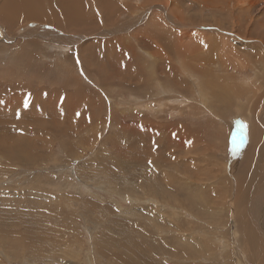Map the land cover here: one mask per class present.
<instances>
[{
  "label": "rangeland",
  "instance_id": "1",
  "mask_svg": "<svg viewBox=\"0 0 264 264\" xmlns=\"http://www.w3.org/2000/svg\"><path fill=\"white\" fill-rule=\"evenodd\" d=\"M263 117L264 0H0V264H264Z\"/></svg>",
  "mask_w": 264,
  "mask_h": 264
},
{
  "label": "bare ground",
  "instance_id": "2",
  "mask_svg": "<svg viewBox=\"0 0 264 264\" xmlns=\"http://www.w3.org/2000/svg\"><path fill=\"white\" fill-rule=\"evenodd\" d=\"M15 2H16V1H15ZM169 2H170V1H169ZM167 4H168V3H167ZM167 4L164 2V5H161L162 8L165 9L164 6L167 5ZM16 5H18V3H16ZM36 5L38 6L39 4L36 3ZM24 6H25V4H23V6H21V7L16 6V8H15V13L18 12L19 9H20V10H21V9H26L27 12H28L29 10H28L27 8H25ZM210 7H211V6H210ZM105 8H106V7H105ZM65 9H66L65 11L68 13V12H69L68 7L65 8ZM17 10H18V11H17ZM51 10H56V9H55V8H54V9L51 8ZM207 10H208V9H207ZM65 11H64V13H62V14H63L65 17L68 18V14H67ZM24 12H26V11H24ZM165 12H166V11H165ZM15 13H14V15H16ZM107 13H108V15L112 14L111 11H109V12H107ZM83 14H84V13H81V14L77 15V16H78V26H81V25L86 21V19H87V18L84 19L86 16L84 17ZM141 14H142V13H141ZM108 15H107V16H108ZM140 17H141V16H140ZM183 18H184V17H183ZM173 19H174V17H173ZM140 20H141V19H140ZM171 20H172V19H171ZM180 20H181V19H180ZM174 21H177V19H174ZM180 22H181V21H180ZM185 24H186V23H185ZM69 26H70V24L67 25V28H66V29H68ZM177 26H178V24H177ZM75 28H76V27H75ZM79 29H80V28H79ZM148 31H149V30H148ZM142 34H143V33H142ZM146 35H148V34H146ZM149 37L152 38L151 35H149ZM149 37H148V38H149ZM152 39H153V38H152ZM203 39H204V38H203ZM160 43H162V38H161V42H160ZM156 48H157V47H155V49H156ZM156 52H157V51H156ZM205 54H206V53H205ZM201 57H202V56H201ZM201 57H200V58H201ZM208 57H209V56H208ZM209 58H210V57H209ZM68 59H69V58H68ZM201 59H202V58H201ZM204 59L206 60V58H204ZM203 61H204V60H203ZM207 61H208V60H207ZM84 66H85V65H84ZM81 67H82V66H81ZM185 67H186V68H181V70H182V71H188L189 68H188L187 66H185ZM187 69H188V70H187ZM200 87H201V90H200L201 92H200V93H202V97L204 98V97H205L204 94H206V93H205V87L202 86V85H201ZM203 93H204V94H203ZM200 97H201V94H200ZM204 100H205V99H204ZM205 101H206V100H205ZM62 102H63V101H62ZM263 118H264V117H263ZM263 118H262V120H264ZM237 128L242 132V134L244 135V137L247 136V131H246L245 128L243 127V122L241 121V119L239 120V123H238ZM171 132H172V131H171ZM256 133H257V132H254L253 134H256ZM253 134H252V135H253ZM183 135H184V133H183ZM183 135H182V137H183ZM184 139H185V138H184ZM164 147H165V146H164ZM164 147H163V148H164ZM170 148H171V149L168 148L169 150H167V151H170V150H171V152H172V151L176 150V149L173 148V145H171ZM175 148H176V147H175ZM178 149H179V148H178ZM165 150H166V148H165ZM179 150H180V149H179ZM187 150H188V149H187ZM180 151H181V150H180ZM188 152H189V150H188ZM179 153H180V152H179ZM190 153H191V152H190ZM130 155H131V154H130ZM175 155H176V154L174 153L173 156L175 157ZM179 155H180V154H179ZM186 155H188L187 152H186ZM189 155H191V154H189ZM153 157H154V156H153ZM162 157H163V156H162ZM144 158H145V157H144ZM147 158H148V157H147ZM165 158H166V157H165ZM165 158H164V159H165ZM173 159H174V158H173ZM166 160H167V159H166ZM168 160H169V159H168ZM160 161H161V160L158 159L157 161H155V163H154L153 161H152V162L155 164V166L157 165L158 168H161V167H162V163H161ZM173 161H174V160H173ZM144 162H145V161H144ZM144 162H143V163H144ZM147 162H148V161H147ZM182 162H183V161H182ZM139 163L141 164L142 162L140 161ZM145 163H146V162H145ZM178 163H179V162H178ZM197 163H198V162H197ZM163 164H164V163H163ZM167 164H168V163H167ZM167 164L165 163L164 165H167ZM169 164H170V163H169ZM175 164H176V163H175ZM175 164H174V165H175ZM151 165H152V164H151ZM171 165H172V164H171ZM174 165H172V166H174ZM184 165H185V164H184ZM186 165H188V164H186ZM155 166H153V167H155ZM182 167H183V166H182ZM174 168H176L175 170L177 171V170L180 169V166L177 165V167L175 166ZM169 169H170V167H169ZM151 170H152V169H151ZM166 170H167V169H166ZM183 170H185V169H183ZM152 171H153V170H152ZM156 171H157V170H156ZM156 171H155V172H156ZM186 171H187V169H186ZM188 171H189V170H188ZM188 171H187V173H188ZM161 172H162V171H161ZM177 172H178V171H177ZM152 173H154V172H152ZM187 173H186V174H187ZM188 174H189V173H188ZM163 175H164V174H163ZM164 176H165V175H164ZM156 179H157V177H156ZM191 185H192V184H191ZM165 186L168 187L167 184H165ZM261 194H262V197H260V198H261V203H262V202H264V189L261 190ZM242 198H243V197H242ZM243 199H244V198H243ZM238 200L241 201V199H239V198H238ZM255 200H258V201H259L258 198L255 199ZM165 201H166V200H165ZM165 201H164V202H165ZM225 201H226V200H225ZM226 202H227V201H226ZM227 204H228V203H227ZM234 204H235V205H234ZM236 204H237V203H236L235 199H233V205H234V208H235V209H237V208H236V207H237ZM239 204H240V203H239ZM262 204H263V203H262ZM162 206H164V205H162ZM168 206L170 207V205H168ZM235 206H236V207H235ZM261 206H263V205H261ZM174 209H175V208H174ZM231 209H232V207H231ZM232 210H233V209H232ZM173 211H174V210H173ZM233 211H234V210H233ZM237 212H238V211H237ZM237 212H236V213H237ZM238 213H239V212H238ZM238 213H237V214H238ZM239 214H241V213H239ZM240 216H242V215H240ZM238 217H239V216H238ZM239 218H241V217H239ZM241 219H243V217H242ZM241 219H239V220H241ZM243 222H245V221H243ZM243 222H242V223H243ZM258 222H259V221H258ZM260 223H261V222H260ZM243 226H244V225H243ZM244 227L246 228V226H244ZM246 230H247V229H246ZM246 230H245V231H246ZM242 231H244V230H242ZM242 231H241V233H242ZM239 236H240V235H239ZM245 236H246V234H245ZM248 236H249V235H247V238H248ZM250 236H251V235H250ZM250 236H249V237H250ZM238 239H239V238H238ZM243 239H245V238H242V240H243ZM258 240H259V239H258ZM240 242H241V240H240ZM243 242H244V241H242V243H243ZM249 242H251V241L249 240ZM260 242H261V241H260ZM247 243H248V242H247ZM244 244H245V243H244ZM250 244L255 245V243H254L253 241H252ZM242 245H243V244H242ZM246 245H247V244H246ZM243 247H244V245H243ZM261 247H264V246H262V242H261V246H258V248L260 249ZM245 248H246L247 252H248V251L250 252V250H249L247 247H245ZM253 248H254V247H253ZM243 249H244V248H243ZM194 250H195V249H194ZM243 251H244V250H243ZM252 251H253V250H252ZM240 252H241V251H240ZM262 252L264 253L263 250H262ZM262 252H261V253H262ZM256 253L259 254V252H256ZM261 253H260V254H261ZM263 253H262V254H263ZM260 254H259V256H260ZM194 255H195V254H194ZM259 256H258V257H259ZM260 257H261V256H260ZM148 259H149V258H148ZM263 259H264V256H263ZM92 262H93V261H92ZM93 264H94V263H93Z\"/></svg>",
  "mask_w": 264,
  "mask_h": 264
}]
</instances>
